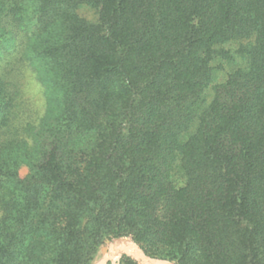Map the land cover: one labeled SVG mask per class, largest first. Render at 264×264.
Listing matches in <instances>:
<instances>
[{
    "label": "trees",
    "instance_id": "trees-1",
    "mask_svg": "<svg viewBox=\"0 0 264 264\" xmlns=\"http://www.w3.org/2000/svg\"><path fill=\"white\" fill-rule=\"evenodd\" d=\"M0 207V264H264V0H0Z\"/></svg>",
    "mask_w": 264,
    "mask_h": 264
},
{
    "label": "rangeland",
    "instance_id": "rangeland-1",
    "mask_svg": "<svg viewBox=\"0 0 264 264\" xmlns=\"http://www.w3.org/2000/svg\"><path fill=\"white\" fill-rule=\"evenodd\" d=\"M78 11L82 16H84L88 19H93L95 17L94 10L89 8V7H86V6L81 7V8H79ZM45 100H46V98H45L44 88L35 79L33 73L30 70H27L24 73L23 77L20 79V94H19V98H18V103H19V105H18V122H19V124H21V123L25 124V123L29 122L32 125H37V123L39 122V120L42 117L44 110H45ZM22 136L25 137L24 134ZM25 138L29 142V139L27 137H25ZM27 172H28L27 165L21 164L19 166V169H18L19 176L23 177L26 175ZM1 216H2V209L0 207V220H1ZM125 238L127 240H132L136 245H138L140 248H142L136 241L133 240L132 237L125 236ZM113 240L114 239H110L111 242ZM106 242L104 245H106ZM104 245H102V247ZM101 248H100V250H101ZM101 254H102V252H101ZM124 256L129 257L130 259L135 261L137 264H143L140 259H138L132 255H127V254H122L118 258L117 264H120V262L124 258ZM153 257L158 258V259H166V258H161V257H157V256H153ZM173 262H175V261H173ZM175 263H177V262H175ZM177 264H179V263H177Z\"/></svg>",
    "mask_w": 264,
    "mask_h": 264
},
{
    "label": "water",
    "instance_id": "water-1",
    "mask_svg": "<svg viewBox=\"0 0 264 264\" xmlns=\"http://www.w3.org/2000/svg\"><path fill=\"white\" fill-rule=\"evenodd\" d=\"M102 257L94 264H117L122 254L132 255L142 261L143 264H177L168 259H158L147 254L132 240L125 237L116 238L112 242L108 240L101 248Z\"/></svg>",
    "mask_w": 264,
    "mask_h": 264
}]
</instances>
